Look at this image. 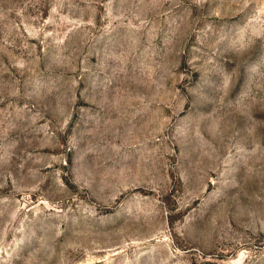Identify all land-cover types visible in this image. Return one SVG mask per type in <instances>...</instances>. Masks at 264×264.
I'll return each instance as SVG.
<instances>
[{
  "label": "rangeland",
  "instance_id": "1",
  "mask_svg": "<svg viewBox=\"0 0 264 264\" xmlns=\"http://www.w3.org/2000/svg\"><path fill=\"white\" fill-rule=\"evenodd\" d=\"M0 264H264V0H0Z\"/></svg>",
  "mask_w": 264,
  "mask_h": 264
}]
</instances>
